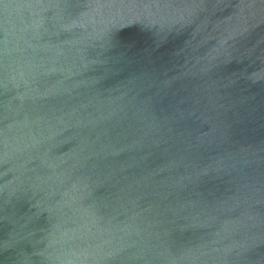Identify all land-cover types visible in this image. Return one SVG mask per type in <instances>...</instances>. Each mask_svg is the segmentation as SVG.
I'll return each mask as SVG.
<instances>
[{
    "label": "water",
    "instance_id": "1",
    "mask_svg": "<svg viewBox=\"0 0 264 264\" xmlns=\"http://www.w3.org/2000/svg\"><path fill=\"white\" fill-rule=\"evenodd\" d=\"M0 264H264V0H0Z\"/></svg>",
    "mask_w": 264,
    "mask_h": 264
}]
</instances>
